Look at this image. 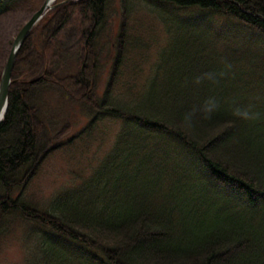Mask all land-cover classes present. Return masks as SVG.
Here are the masks:
<instances>
[{"label": "trees", "instance_id": "trees-1", "mask_svg": "<svg viewBox=\"0 0 264 264\" xmlns=\"http://www.w3.org/2000/svg\"><path fill=\"white\" fill-rule=\"evenodd\" d=\"M20 1L0 0V14ZM146 1L175 17L144 77L131 56L145 43L124 22L99 91L113 0H58L19 51L0 121V247L19 231L27 264H264V0ZM75 14L77 50L59 40ZM72 58L78 72L62 76ZM53 92L89 129L123 123L79 183L42 203L27 188L75 139L63 140L71 120L46 123Z\"/></svg>", "mask_w": 264, "mask_h": 264}, {"label": "rangeland", "instance_id": "rangeland-1", "mask_svg": "<svg viewBox=\"0 0 264 264\" xmlns=\"http://www.w3.org/2000/svg\"><path fill=\"white\" fill-rule=\"evenodd\" d=\"M44 1L22 0L14 3L15 6L11 7L8 11L0 14L1 78L16 36ZM123 2L122 0H113L108 10V25L100 39V47L103 51L102 62L104 65L99 81V91L101 93L105 90L111 68L114 65L113 61L117 54V38L119 32L125 26L124 22H127L128 35L131 34V38L137 39L139 43H145V46H142L131 56V62L134 61L142 66L143 73H141V77H144L148 74L152 63L156 59L158 50L164 45L166 40V23L162 18L173 19L175 17V14L170 11L169 6L165 3H154L146 0H127L131 10L128 11L130 14L126 18ZM79 37L80 18L75 14L67 24L65 30L59 35V40L65 48L74 47L73 50H77ZM41 43L42 39L40 38L35 41V51L37 53L43 50ZM78 68L79 64L77 60L72 58L64 67L61 75L76 74ZM47 98L50 101V105L46 112L50 111V113L49 115H44L46 123L48 125H55L54 128L57 129L61 128L62 124L67 120H71L73 127L63 140L67 141L73 136L75 139L73 142L65 144L62 149L54 152L45 161L38 175L33 178L27 188V196H33L36 198L35 200H39L42 203H47L49 201L47 197H50L60 188L79 183L81 178L88 174L105 153L109 151L114 143L117 132L122 127L120 123H123L115 119L106 118L100 121L94 129H89V125H91V121L89 122L90 116L80 109V107L75 109L72 107L69 110L68 106L70 105L66 103V100L58 92L49 94ZM67 137L69 138L67 139ZM41 198L43 200H40ZM21 238L18 231L15 236L1 243L0 264H27L25 261L27 251L23 244V238Z\"/></svg>", "mask_w": 264, "mask_h": 264}, {"label": "water", "instance_id": "water-1", "mask_svg": "<svg viewBox=\"0 0 264 264\" xmlns=\"http://www.w3.org/2000/svg\"><path fill=\"white\" fill-rule=\"evenodd\" d=\"M56 1L57 0H45L41 7L37 11H35L30 17V19L23 25L14 40L0 82V121L3 120L8 109L10 87L14 81L12 78V74L19 51L26 39L31 34L34 27L40 22V20L44 17L47 11L54 6V3Z\"/></svg>", "mask_w": 264, "mask_h": 264}]
</instances>
